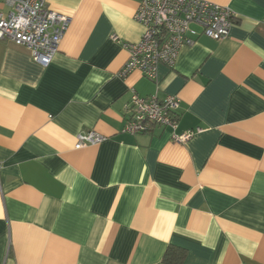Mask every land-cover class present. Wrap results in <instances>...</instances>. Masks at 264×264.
<instances>
[{
  "label": "crops",
  "instance_id": "crops-1",
  "mask_svg": "<svg viewBox=\"0 0 264 264\" xmlns=\"http://www.w3.org/2000/svg\"><path fill=\"white\" fill-rule=\"evenodd\" d=\"M155 78L119 71L140 0H46L71 22L47 64L0 40V264H264V0ZM133 87L175 94L172 129L122 131ZM106 138L75 148L79 133Z\"/></svg>",
  "mask_w": 264,
  "mask_h": 264
},
{
  "label": "built area",
  "instance_id": "built-area-1",
  "mask_svg": "<svg viewBox=\"0 0 264 264\" xmlns=\"http://www.w3.org/2000/svg\"><path fill=\"white\" fill-rule=\"evenodd\" d=\"M234 17L229 7L209 0H140L134 12L135 20L142 26L139 40L125 42L116 34L110 36L128 53L119 75L139 69L149 78H155L158 64L174 66L180 48L193 45L199 35L214 40L225 38ZM70 22L69 15L50 9L46 0H0V40L28 48L33 59L44 65L58 50ZM129 92L123 132L139 134L150 131L154 125L167 126L172 129L174 141L184 142L200 131L196 128L175 132L180 102L177 95L144 97L133 87ZM105 138L90 129L77 135L74 147L96 144Z\"/></svg>",
  "mask_w": 264,
  "mask_h": 264
},
{
  "label": "trees",
  "instance_id": "trees-1",
  "mask_svg": "<svg viewBox=\"0 0 264 264\" xmlns=\"http://www.w3.org/2000/svg\"><path fill=\"white\" fill-rule=\"evenodd\" d=\"M186 251L183 248L168 246L163 254L162 261L166 264H182Z\"/></svg>",
  "mask_w": 264,
  "mask_h": 264
}]
</instances>
